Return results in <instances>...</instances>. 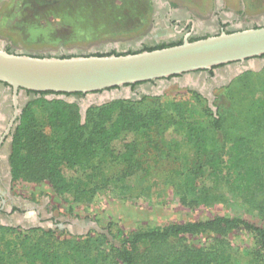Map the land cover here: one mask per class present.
Masks as SVG:
<instances>
[{
	"label": "rangeland",
	"instance_id": "1",
	"mask_svg": "<svg viewBox=\"0 0 264 264\" xmlns=\"http://www.w3.org/2000/svg\"><path fill=\"white\" fill-rule=\"evenodd\" d=\"M164 2L185 8L203 24L213 18V12L219 7L224 10V19L230 15L231 20L237 19L238 22L260 20L264 16V0H146V7L134 21L127 13L124 15L129 6L125 0H0V40H5L14 49L39 54L105 49V45L112 44L123 45L124 49L137 48L144 39L161 32L162 29L153 22V16ZM119 46L111 48L115 50ZM212 93L217 112L210 106L208 90L204 91L202 87L190 88L176 82L154 95L161 97L164 115L181 120L183 136L176 137L181 143L171 150L163 145L167 153H161L149 147L146 138H139L138 155L148 160L150 167L146 165L145 170L130 177V190H126L123 196L104 191L93 199L71 200L59 196L48 182H28L16 179L12 173L13 194L33 198L39 204L41 198H50L54 216L93 220L114 234L119 230L127 233L138 227L207 220L216 216L241 217L264 225V187L246 199L229 190L224 183L208 180L198 183L195 196L206 200L202 193L205 188L212 198L211 203L206 205L201 201L191 206L180 201L181 188L184 187L181 173L187 171L188 156H196L190 143L194 140L202 138L208 142L207 151L202 150V157L211 151L212 154L237 151L248 155L253 163L264 162V65L258 63L230 80L226 79L220 86H215ZM48 112V107H36L37 128L55 136L61 135L62 131L50 124ZM215 116L221 117L219 126ZM121 142L117 140V145ZM10 163L12 167L11 158ZM108 166L111 171L113 166ZM0 222H5L1 215ZM9 223L16 225L0 224L3 227L0 228V251H7L14 257L9 264H45L40 256L30 258L25 255L31 246L25 235L33 227L22 228L15 220ZM54 230L59 233L57 264H117L107 257L108 245L101 241L102 232L95 228L85 234L72 233L67 226ZM60 232L64 234L61 236ZM76 235L85 236L80 239L91 238L92 246L83 249V241L65 242ZM219 239L229 262L264 264L253 232L238 228ZM214 242L215 236L211 233L186 236V243L192 246H210ZM0 264L3 263L0 261Z\"/></svg>",
	"mask_w": 264,
	"mask_h": 264
},
{
	"label": "trees",
	"instance_id": "2",
	"mask_svg": "<svg viewBox=\"0 0 264 264\" xmlns=\"http://www.w3.org/2000/svg\"><path fill=\"white\" fill-rule=\"evenodd\" d=\"M125 1L129 6L127 12L123 11L124 15L127 13L134 21L146 7V0ZM120 13L116 16H120ZM180 43L182 41L143 50ZM29 91L40 93L41 97L29 102L17 126L11 157L12 173L16 179L33 183L48 182L59 196L77 201L93 199L104 191L123 196L126 190H130V177L145 170L146 165L150 167L148 160L138 155L139 138H146L148 146L161 153H167L163 145L171 150L181 143L176 137L183 136V124L175 116L164 115L160 96L122 98L101 106H91L86 121L82 123L77 102L49 100L45 95L50 91ZM76 94L83 95L81 92ZM36 107H48V120L57 130L62 131L61 135L55 136L37 128L34 115ZM207 109L210 110L209 107ZM214 118L219 126L221 117ZM117 140H122L121 144L117 145ZM190 143L196 156H188L187 171L181 173L184 187L181 188L180 201L183 204L195 206L201 201L206 205L211 203L212 198L205 192V188L202 193L206 200L195 196L198 194V183L208 180L224 183L229 190L246 199L254 196L258 188L264 187V162L253 163L248 155L237 151L228 154H212L211 151V154L202 157V150L207 151L208 142L200 138ZM110 164L113 166L111 171L108 166ZM238 228H245L255 234L258 252L264 263V225H257L241 217L216 216L207 220L169 222L162 226L138 227L127 233L119 230L118 234L110 229L117 242H112L105 233L100 235L101 241L109 248L107 257L117 264H234L225 259L219 237ZM204 233L215 236L213 245L197 247L186 243L187 234ZM58 234L54 229H31L25 235L31 243L25 255L30 258L40 256L45 264H57L55 256L58 254ZM63 234L60 232L61 236ZM83 237L76 235L65 242L75 244L83 241V249L91 247L92 239H80ZM13 259L11 253L0 251L3 264H9Z\"/></svg>",
	"mask_w": 264,
	"mask_h": 264
},
{
	"label": "water",
	"instance_id": "3",
	"mask_svg": "<svg viewBox=\"0 0 264 264\" xmlns=\"http://www.w3.org/2000/svg\"><path fill=\"white\" fill-rule=\"evenodd\" d=\"M239 24L242 28L235 31H222L196 40H190L188 33L180 44L120 54L102 53L119 46L115 44L105 45V49L65 50V57L59 55L61 51L50 54L20 49L10 51L5 48L7 42L0 40V82L13 88L12 98L16 106L25 102V90L50 91L45 95L49 100L77 102L82 123L86 121L91 106H101L122 98L138 99L144 93L160 94L176 82L182 86L208 90L210 106L217 112L213 103L214 87L253 65H264V23L249 27L242 26L243 22ZM122 46L118 49L123 50ZM96 51L102 55H97ZM221 65H227L230 69L215 83L205 78L203 81L195 78L197 72L202 74ZM182 75L184 77L181 78ZM153 80L159 85L147 89L146 85ZM136 83H141L143 94L132 91V84ZM77 92L83 95H77ZM38 97L41 94L34 93V98ZM20 111L17 109L16 113ZM71 222V225L62 224L61 227L67 226L72 233L78 234L95 228L105 233L112 242H117L110 230L102 229L96 221L75 218Z\"/></svg>",
	"mask_w": 264,
	"mask_h": 264
},
{
	"label": "flooded vegetation",
	"instance_id": "4",
	"mask_svg": "<svg viewBox=\"0 0 264 264\" xmlns=\"http://www.w3.org/2000/svg\"><path fill=\"white\" fill-rule=\"evenodd\" d=\"M217 5L221 6V3L217 2ZM213 13V18L207 24H203L202 22L198 23L193 18L194 14L185 8L173 6L170 2H164L157 7L153 16V22H155L160 30L162 29L158 35H151L147 39H144L137 48L123 50L109 48L102 53H128L143 50L148 47H156L161 44L183 42L188 33H190L189 39L193 40L222 31H235L242 28L237 19L231 20L228 17L230 15H226L227 19H224L225 13L223 8L219 7ZM263 23L264 19L261 18L259 21L248 20L242 26H259ZM172 30L174 31L173 33ZM5 48L10 51H15L9 43L5 44ZM96 52L101 53L99 51ZM59 55L63 56L67 55V53L61 51ZM228 69L230 68L227 65L217 66L205 70L202 74L197 72L195 78H199L202 81L205 78L209 82L215 83L224 77L223 74L228 73ZM182 77L184 76L182 75ZM158 85L159 82L153 80L146 86L152 89V87L155 88ZM132 91L143 94L141 83L136 85L132 84ZM13 93L14 90L9 84L0 82V215L5 220V222H0V224L15 226L16 224L9 223L15 220L17 225L25 229L40 227L46 230L60 228L62 224L71 225V219L53 215L50 198H41V204H39L33 198L13 194L14 177L12 175L10 158L12 157L14 135L25 108L34 99V93L25 90V102L16 106L12 98ZM17 109H21L18 114L16 113Z\"/></svg>",
	"mask_w": 264,
	"mask_h": 264
}]
</instances>
